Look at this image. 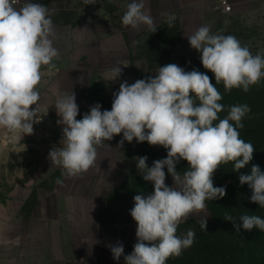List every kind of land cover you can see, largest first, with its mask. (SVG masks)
<instances>
[{
	"label": "clouds",
	"instance_id": "9594fccd",
	"mask_svg": "<svg viewBox=\"0 0 264 264\" xmlns=\"http://www.w3.org/2000/svg\"><path fill=\"white\" fill-rule=\"evenodd\" d=\"M144 7V0H131L122 25L135 30L147 26L154 33V20ZM51 15L44 4L32 0L22 4L21 0H0V129L11 134V143L33 134V124L40 120L39 88L46 83L42 69H54L53 61L60 56L55 46L59 33ZM187 39L201 53L203 67L214 74L215 85L205 73L170 63L158 67L154 77L131 85L123 81L113 93L111 110L102 111L96 104L78 120L79 106L72 91L54 105L62 139L59 147L49 151L48 159L69 178L95 166L98 148L116 135L122 134L120 145L135 139L167 150L166 158L153 161L151 167L147 156L133 158L154 190L133 197L130 215L137 224V242L131 254L124 256L125 264H167L170 257L190 248L195 233L189 230L178 236L181 222L203 212L206 201L226 195L225 187L214 186V173L228 163L233 164V172L241 173L253 160L254 146L238 131L251 109L247 104L233 105L221 119L223 97L216 85L223 83L226 92L234 88L248 92L264 79V55H253L235 36L213 33L206 24ZM111 71L112 80L121 75L119 66ZM181 160L188 166L183 174L176 167ZM165 168L172 186L165 183ZM239 182L251 189L250 201L264 209V171L259 165L241 173ZM223 219L231 221L236 232L241 228L264 232V218L259 215L244 214L238 222L232 215ZM200 227L206 230V217L200 219ZM110 250L117 261L124 254L119 241Z\"/></svg>",
	"mask_w": 264,
	"mask_h": 264
},
{
	"label": "rangeland",
	"instance_id": "374dc122",
	"mask_svg": "<svg viewBox=\"0 0 264 264\" xmlns=\"http://www.w3.org/2000/svg\"><path fill=\"white\" fill-rule=\"evenodd\" d=\"M130 2L129 0H83L81 4L77 3L78 10L71 14L77 36L75 61L79 66H91L94 71L89 78L82 71L78 74L82 80L83 90L90 96L88 104L79 109L78 120L82 119L83 115L96 104L101 105L102 111L111 110L113 93L118 92L123 81L131 85L138 79L154 77L158 67L170 63L184 68L185 71L195 69L207 74L210 79L215 78L211 71L201 66V53L191 48L187 39L201 25H210L213 33L219 31L224 35H233L242 45L248 46L253 55L257 53L264 55V0L234 7L230 13L223 12L211 4L192 10L173 9L162 17L151 16L157 29L154 33L147 26H141L139 30H135L130 26L122 25L121 17ZM123 46L124 50L121 49ZM123 60L127 66H119L121 75L112 80L113 72L110 66L120 64ZM102 78L106 79V82L101 81ZM252 93L255 92L252 91ZM58 119L26 136L24 139L28 141L26 151L30 157L17 163L19 168L0 163V201L11 197L9 192L18 183L28 181L26 175L21 178H11L10 172L15 169L20 172L38 173L35 175L37 178L34 177L35 186L46 188L49 184L51 188H54L59 184L66 189H70L76 182L90 179L98 172L99 167L112 169L116 172L108 183L109 186L118 187V190L112 193V198L123 195L133 198L141 192L145 195L152 193L153 183L143 180L133 158L147 156V165L151 167L153 161L166 158L165 148L150 146L147 142L138 143L135 139L131 143L124 141L123 145H120L122 134L116 135L112 140L105 141L104 146L98 148L95 166L80 176L69 178L63 174L60 167L52 166L48 159L49 151L54 146L59 147L62 139V126L57 124ZM176 167L177 171L183 174L187 170V162L181 160ZM165 173V183L172 186L173 179L166 168ZM224 174L234 175L238 182L235 184L233 182L223 198L206 201L203 212L193 214L181 222L177 235L184 236L187 231L192 230L195 233L194 243L180 256L170 257L167 264H227V260L225 261L222 257L224 246L229 236L236 235L237 232L232 222L223 218L226 215H232L238 222L244 206L242 196L247 193L251 197L252 191L246 187L247 185L240 184L238 173L233 172V164L226 171L219 168L214 173V186L219 187L216 179ZM28 175L30 177L31 174L28 173ZM62 177L64 179L59 183ZM212 205L215 207L212 208ZM249 208L252 214V205ZM204 217L207 220V228L201 230L200 219ZM127 236L131 239L129 248V254H131L136 242L132 231ZM97 240V248L102 253L105 250L104 245L98 236ZM127 241L123 246H128ZM124 256H121L118 261H112L102 254L100 263L125 264Z\"/></svg>",
	"mask_w": 264,
	"mask_h": 264
},
{
	"label": "crops",
	"instance_id": "0c3cea01",
	"mask_svg": "<svg viewBox=\"0 0 264 264\" xmlns=\"http://www.w3.org/2000/svg\"><path fill=\"white\" fill-rule=\"evenodd\" d=\"M82 1L32 0L50 10L59 33L55 46L60 56L53 61L55 68L51 71L42 69L46 83L39 88V116L44 121L41 129L59 118L54 105L62 95L72 91L79 109L90 100L78 74L82 71L89 78L94 71L91 66H79L75 61L77 36L71 18L72 12L78 10L77 3ZM228 1L238 7L258 0ZM144 4L143 11L155 17H162L173 9L192 10L205 4L221 9L217 0H144ZM117 66L127 65L123 60L110 67ZM101 81L106 82V79ZM35 130L39 129L33 125ZM10 136V133L0 129V163L19 168L17 163L30 157L26 151L28 141L24 140L27 135L18 143H11ZM115 172L99 167L93 177L66 189L59 184L54 188L49 184L46 188L35 186V175L38 173L20 172L18 169L11 171V178L26 175L28 181L18 183L10 190L11 197L0 201V264H101L102 254L114 261L110 246L118 241L124 245L127 240L128 246H123L122 256L129 254L131 239L127 235L131 231L137 242V224L130 215L134 200L126 195L111 197L118 190V187L108 183ZM97 236L105 248L102 253L97 248Z\"/></svg>",
	"mask_w": 264,
	"mask_h": 264
},
{
	"label": "trees",
	"instance_id": "16d2710c",
	"mask_svg": "<svg viewBox=\"0 0 264 264\" xmlns=\"http://www.w3.org/2000/svg\"><path fill=\"white\" fill-rule=\"evenodd\" d=\"M197 65L201 64L197 63ZM201 66L203 67V65ZM210 80L215 85V78ZM216 87L223 97L220 103L224 105V110L218 114L221 119L227 116L230 106L247 104L251 109L242 119L244 127L238 129V131L243 140L250 142L254 146L255 151L253 153V162H250L249 166L242 169L241 173L247 174L253 164L259 165L261 170L264 171V81L251 86L248 92L238 88L226 92L223 83L217 84ZM252 91L255 93H252ZM231 165L232 163L223 164L220 168L226 171ZM241 173H238V175ZM216 181L219 183V187H225L226 190L232 187L233 182L234 184L238 182L237 178L232 174H224ZM246 187L249 186L247 185ZM249 196L247 193L242 196L244 201L242 215H259L264 218V209L260 208L258 204L252 203ZM250 205L253 207L252 214L249 208ZM213 207L215 205H212ZM228 236L227 234V238ZM228 241L226 243L227 247L226 245L224 246L222 253V257L225 261L227 260V264H264V232L258 229H253L252 231L241 229L236 235L229 236Z\"/></svg>",
	"mask_w": 264,
	"mask_h": 264
},
{
	"label": "built area",
	"instance_id": "2783aa9c",
	"mask_svg": "<svg viewBox=\"0 0 264 264\" xmlns=\"http://www.w3.org/2000/svg\"><path fill=\"white\" fill-rule=\"evenodd\" d=\"M217 1H218V5L221 7V9L224 12L230 13V12L233 11L234 6L228 0H217ZM21 4H22V0H21ZM38 118L40 119L39 122L34 123L33 125H34L35 128L41 129L43 127V125H44V121H43V119L40 116Z\"/></svg>",
	"mask_w": 264,
	"mask_h": 264
}]
</instances>
